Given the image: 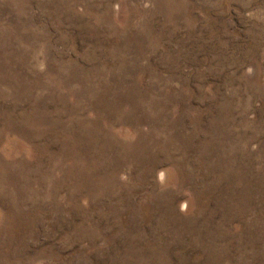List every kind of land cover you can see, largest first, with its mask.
<instances>
[{"label": "rangeland", "instance_id": "374dc122", "mask_svg": "<svg viewBox=\"0 0 264 264\" xmlns=\"http://www.w3.org/2000/svg\"><path fill=\"white\" fill-rule=\"evenodd\" d=\"M0 264H264V0H0Z\"/></svg>", "mask_w": 264, "mask_h": 264}]
</instances>
